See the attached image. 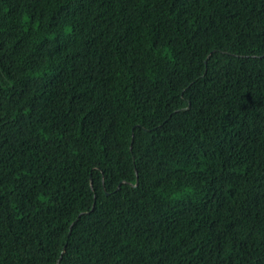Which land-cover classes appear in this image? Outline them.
Here are the masks:
<instances>
[{
    "label": "trees",
    "instance_id": "1",
    "mask_svg": "<svg viewBox=\"0 0 264 264\" xmlns=\"http://www.w3.org/2000/svg\"><path fill=\"white\" fill-rule=\"evenodd\" d=\"M0 264H264V0H0Z\"/></svg>",
    "mask_w": 264,
    "mask_h": 264
}]
</instances>
